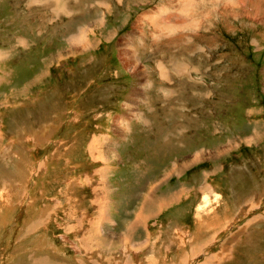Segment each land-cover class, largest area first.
Returning a JSON list of instances; mask_svg holds the SVG:
<instances>
[{
  "label": "rangeland",
  "instance_id": "rangeland-1",
  "mask_svg": "<svg viewBox=\"0 0 264 264\" xmlns=\"http://www.w3.org/2000/svg\"><path fill=\"white\" fill-rule=\"evenodd\" d=\"M162 6L0 0V264H264V0Z\"/></svg>",
  "mask_w": 264,
  "mask_h": 264
},
{
  "label": "clouds",
  "instance_id": "clouds-1",
  "mask_svg": "<svg viewBox=\"0 0 264 264\" xmlns=\"http://www.w3.org/2000/svg\"><path fill=\"white\" fill-rule=\"evenodd\" d=\"M230 3L235 4V0H229ZM218 0H179V7L172 9L167 6H162L157 10L153 16V20H159L163 17L175 15L182 19L183 23H168L167 31L169 35H177L180 32H198L202 25L201 12L203 8H208L209 11H216ZM88 33L81 29L76 40L81 44L87 42Z\"/></svg>",
  "mask_w": 264,
  "mask_h": 264
},
{
  "label": "crops",
  "instance_id": "crops-1",
  "mask_svg": "<svg viewBox=\"0 0 264 264\" xmlns=\"http://www.w3.org/2000/svg\"><path fill=\"white\" fill-rule=\"evenodd\" d=\"M114 188V187H113ZM110 198H112V197H110ZM123 203V202H122ZM144 206V205H143ZM110 208H114V210H115V212L117 211V212H119L118 210H119V208L118 207H115V202L112 204V206L110 205L109 206V209ZM141 210V209H140ZM140 212V211H139ZM113 218V219H112ZM112 218H110V222L108 223L109 225H110V227H111V225L112 226H115L116 224H117V216H112ZM159 218V216L158 215H156L154 218H152L151 220H154V219H158ZM137 220V215L135 216V217H133V218H130L128 221H126V222H124V224L126 223L127 225H125L123 228H122V230H121V232L120 233H117V232H111L110 230H108L110 233H111V236L113 237V238H116L117 237V235H119V237H121L123 234H125V233H130L132 230H130L129 229V227L132 225V224H134L135 222H137L136 221ZM150 222H147V223H145V222H143V223H137V226H142V225H145V227H143V232H144V230L146 231V232H148L149 231V233H147L148 235L146 236V235H144V234H142V232H141V234H139V236H141L142 238H139V240H141V241H143V242H147V244H146V246H147V249L148 250H151V251H155V245H156V243H158V240L160 241V239H161V237H162V235H160V233H157L158 235L157 236H155V233H153V232H151L150 230H148V229H151L150 228ZM123 230H125L124 232H122ZM127 231V232H126ZM137 232V231H136ZM105 234V233H104ZM136 234H133V238H134V241H136ZM153 237H155V241H151L152 240V238ZM118 238V237H117ZM157 238V239H156ZM131 241V240H130ZM145 260V259H144ZM143 260V261H144ZM145 262H146V264H155V260L151 257V256H149V257H147V259L145 260ZM133 264H138V263H135V262H133Z\"/></svg>",
  "mask_w": 264,
  "mask_h": 264
},
{
  "label": "bare ground",
  "instance_id": "bare-ground-1",
  "mask_svg": "<svg viewBox=\"0 0 264 264\" xmlns=\"http://www.w3.org/2000/svg\"><path fill=\"white\" fill-rule=\"evenodd\" d=\"M164 29V28H163ZM159 32V31H158ZM167 32V31H166Z\"/></svg>",
  "mask_w": 264,
  "mask_h": 264
}]
</instances>
